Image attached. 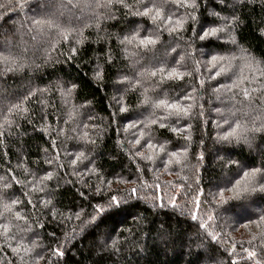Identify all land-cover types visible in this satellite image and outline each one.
Wrapping results in <instances>:
<instances>
[{"label": "trees", "instance_id": "obj_1", "mask_svg": "<svg viewBox=\"0 0 264 264\" xmlns=\"http://www.w3.org/2000/svg\"><path fill=\"white\" fill-rule=\"evenodd\" d=\"M191 5L0 0V264H264V0Z\"/></svg>", "mask_w": 264, "mask_h": 264}, {"label": "snow or ice", "instance_id": "obj_2", "mask_svg": "<svg viewBox=\"0 0 264 264\" xmlns=\"http://www.w3.org/2000/svg\"><path fill=\"white\" fill-rule=\"evenodd\" d=\"M191 6H193V7L195 6V0H192V5H191ZM149 11H150V10H149L148 8H145L143 14L147 15V14L149 13ZM157 15H159V10H157ZM154 18H155V17H154ZM169 19H170V18H169ZM215 32H216V29H212L210 32H209V31H205L204 34L201 36V39H204L205 36H208V35H210V34L214 35ZM149 42H152V41H149ZM142 43H143V42H142ZM213 59H215V57H213ZM170 75H172V74L170 73ZM177 75H179V74H177ZM157 106H164V107H167V108H175V109L177 110V113L183 112V113L187 114V110H186V109L181 108V107H180L179 105H177V104H168V102H167V101H164V100L159 101ZM121 110L123 111V109H121ZM161 126H163V125H161ZM174 131H175V129H174ZM137 142H138V141H137ZM138 154H139V153H138ZM173 155H175V153H173ZM254 171H258V170H254ZM260 190H261V191H264V185H261V186H260ZM253 191H255V189H253ZM133 192H135V189H133ZM111 202L114 203V204H117V205L120 203V201H118L117 198H116L115 196H113V197L111 198ZM100 211H103V209H100ZM193 218H195V217H193ZM261 219H264V217H261ZM255 255H256L255 252H250V253H249V256H250V257H254Z\"/></svg>", "mask_w": 264, "mask_h": 264}, {"label": "rangeland", "instance_id": "obj_3", "mask_svg": "<svg viewBox=\"0 0 264 264\" xmlns=\"http://www.w3.org/2000/svg\"><path fill=\"white\" fill-rule=\"evenodd\" d=\"M223 30H224V29H223ZM174 46H175V48H177V46H178V45H177V43H175V45H174ZM178 47H179V46H178Z\"/></svg>", "mask_w": 264, "mask_h": 264}]
</instances>
